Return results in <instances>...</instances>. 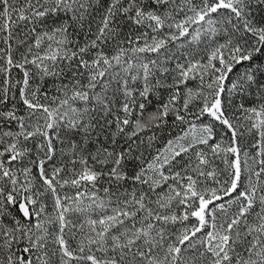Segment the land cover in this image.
<instances>
[{
	"label": "snow or ice",
	"instance_id": "snow-or-ice-1",
	"mask_svg": "<svg viewBox=\"0 0 264 264\" xmlns=\"http://www.w3.org/2000/svg\"><path fill=\"white\" fill-rule=\"evenodd\" d=\"M0 264H264V0H0Z\"/></svg>",
	"mask_w": 264,
	"mask_h": 264
},
{
	"label": "trees",
	"instance_id": "trees-1",
	"mask_svg": "<svg viewBox=\"0 0 264 264\" xmlns=\"http://www.w3.org/2000/svg\"><path fill=\"white\" fill-rule=\"evenodd\" d=\"M102 11V9H101ZM93 27H94V24H93ZM85 31H87V25L85 26ZM86 37L84 36L83 33H80L78 36H77V39L83 41Z\"/></svg>",
	"mask_w": 264,
	"mask_h": 264
}]
</instances>
